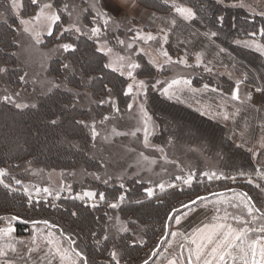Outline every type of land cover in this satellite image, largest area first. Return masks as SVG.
<instances>
[{"label": "rangeland", "instance_id": "1", "mask_svg": "<svg viewBox=\"0 0 264 264\" xmlns=\"http://www.w3.org/2000/svg\"><path fill=\"white\" fill-rule=\"evenodd\" d=\"M217 1L264 15V0ZM18 3L22 6V0H18ZM171 3L172 10L177 16L183 18L176 11L178 7L190 8L195 16L191 6L175 0H171ZM45 4H51L52 7L43 8ZM57 7L54 0H37L34 13L21 16V7L13 10L12 0H0V20H5L8 14L18 17L14 34L17 46L14 52L19 61L16 67L21 68L20 72L15 73V81L12 83L5 75L6 64L0 61V69H3L0 71V99L20 107L34 106L37 94H46L56 86L71 89L72 87L65 81L66 71L62 76L53 75L48 72L49 62L52 57H60L66 51L61 45L70 44L73 47L69 36L85 35L92 38L96 48L104 53L106 65L126 78L124 91L128 95V102L123 109H119L111 96H104L99 101L109 104L108 111L99 116L92 113L83 120L86 131L91 137L87 154L94 160L87 156L98 162L96 166L86 168L80 159L74 167L55 168L35 162L31 157H25L15 165L0 167L5 173L0 176H8L12 182L10 185L22 192H25L27 188L28 192L25 194L31 199L47 197L55 199L61 195H69L81 197L90 203L99 200L95 195L96 188L91 186L90 180L99 181L104 185H123L128 179H134L144 184L147 192L151 189L152 195L161 190L160 185H163L165 189L172 185L187 184L184 181L189 176L192 177L189 183L211 181L206 188L201 186L196 189L206 196L193 205L172 212L173 215L168 219L169 234L167 233L164 238L170 245L168 248L163 247L165 243L163 239L157 251L159 252L163 247L162 252L165 251L166 254L169 250L176 249L179 238L183 237L180 233L177 237L171 233L172 220L186 214L192 206L198 210L196 214L198 213L200 217L209 215L212 219L224 218L234 228H248L249 241L257 240L261 244L264 243V231H261V228H264L263 124L258 119L251 121L249 113L243 111L246 108L241 106V103L257 104L260 95L259 87L247 83L242 73L235 72L232 64H218L216 67H211L202 60L200 52H196L190 59L184 55H170L165 47L167 39L164 38L165 35L168 37V29L163 23L167 17L165 18L159 10L148 6L147 3H140L137 0L127 1L120 9L119 15H112L106 10L107 16L103 18L97 15V11H105L97 7L95 0H59ZM42 8L44 16L55 13L60 17L57 20L59 30L55 34L56 38H51L52 40H48L49 27L51 26L52 30L54 23L44 17L35 19ZM62 14L66 15L65 20L61 19ZM85 17H89V20L86 21ZM105 19L108 20L107 24L104 23ZM21 20L26 23L22 24ZM170 21L172 19L168 20V23ZM94 27L99 29L96 36H93L91 31ZM25 28L28 31H25ZM149 35L154 39L148 40ZM233 41L244 47H250L264 56V51H261L264 49V44L257 37H236ZM164 52H167L168 56H164ZM140 57L155 68V75L151 80L155 90L165 97L184 101L200 113L218 119L228 127V134L237 133L234 143L244 145L256 163V173L246 178L254 187L251 188L254 203H251L239 190L212 191L226 186L235 187V181L238 179L226 173L221 152L210 148L202 133L194 132L198 137L195 140L176 139L172 136H167L161 142L155 139L160 129L147 108V78L137 75L141 64ZM62 59L63 66L68 67L67 59L65 57ZM131 64H136L138 67L130 68ZM129 71L132 72L131 77L128 75ZM200 72L224 74L234 80V87L229 93H221L222 95L218 97L219 90L215 85L205 87L206 83L203 82L198 85L192 83V77ZM173 80H187L189 84H174L166 95L163 90L168 88ZM140 81L144 82L145 87H138ZM130 84L133 88L131 92H128ZM208 88H212L215 96L206 101L189 96L187 93L202 89L205 91ZM77 89L83 94L82 105L89 106L94 99L87 88L82 85L75 90ZM234 90L238 92L239 98L236 100L232 99ZM144 113H147V116ZM165 120H168L167 117ZM174 121L177 122V118ZM190 124V122L184 124L183 129L189 130ZM93 130L96 133L95 137ZM145 131H147V144ZM255 132H257L256 136L253 137L252 134ZM4 146H6L5 143L0 145V147ZM213 173L215 175H212ZM224 180L227 184L223 183ZM45 188L49 191L44 192ZM37 189L40 191L37 192ZM87 192H92L94 195L92 197L84 195ZM245 205L253 208L251 215ZM204 208L211 209L210 213ZM9 227L12 228L10 234L0 231V236L3 237L0 239V246H3L4 250V255H0V264H71V261L82 264L81 257L75 254L78 252L74 248V245L77 246L78 243L74 238L75 235L68 232L63 235L55 228L38 221L22 225L18 232L15 230V220L11 216H0V230H7ZM142 229V223L136 221L135 226H131L126 218L119 216L116 210L112 212L106 225V230L112 232L114 236L121 231H131V241L134 243L144 242ZM49 233H52L55 242L53 245L47 243L46 238ZM9 244L15 248V251L8 247ZM56 246L62 252L67 250L71 259L62 261L60 256L54 255ZM73 249L75 251H72ZM113 252L116 254L115 260H119L120 249L117 244H113L110 248V254ZM229 264L232 262L230 261ZM235 264H242V261L237 258Z\"/></svg>", "mask_w": 264, "mask_h": 264}, {"label": "trees", "instance_id": "2", "mask_svg": "<svg viewBox=\"0 0 264 264\" xmlns=\"http://www.w3.org/2000/svg\"><path fill=\"white\" fill-rule=\"evenodd\" d=\"M137 1L147 3L167 17L163 23L168 29L165 47L170 55H184L190 59L196 52H200L202 60L211 67L232 64L235 72L242 73L247 83L259 87L257 104L241 103V106L246 108L243 111L249 113L251 121L258 119L262 122L264 132V56L233 41L236 37L254 36L264 44V15L217 0H175L193 8L195 16L185 20L173 12L171 0ZM54 3L57 7L59 0H54ZM36 5L32 0H22L21 16L33 14ZM65 16L62 14L61 19L65 20ZM170 19L172 21L168 23ZM85 20L88 21L89 17H85ZM17 24L18 17L15 15L8 14L5 20H0V61L6 64L5 75L12 83L15 81V73L21 70L16 67L19 61L14 52L17 46L14 41ZM58 30L59 24L56 21L48 40L56 38ZM68 38L73 47L60 57H52L48 72L62 76L66 71L65 81L71 89L56 86L46 94H37L34 106L17 107L0 99V145L6 144L0 147V167L15 165L25 157L55 168L74 167L80 159L86 168L98 164L87 154L91 137L83 120L92 113L99 116L108 111L109 104L99 101L107 95L114 99L119 109H123L128 102V95L124 91L126 78L106 65L104 53L96 48L92 38L85 35ZM64 57L68 67L63 66ZM140 62L137 75L147 78V108L160 129L155 139L161 142L167 136H172L176 139L195 140L198 137L194 132L202 133L209 147L221 152L226 173L238 179L235 187L225 185L212 191L239 190L254 203L251 189L254 187L246 178L256 173V163L244 145L234 143L237 133L228 134V127L218 119L200 113L184 101L163 96L152 87L155 68L142 57ZM191 81L195 85L200 82L206 83L208 87L215 85L219 90L218 97L229 93L235 84L233 79L224 74L208 72H200ZM82 85L94 99L89 106L82 105V91L75 90ZM202 90L187 93L202 101L215 96L212 88ZM176 118L177 122L174 121ZM189 122L191 128L184 130V124ZM256 133L252 134L253 137ZM0 181V216L17 217L14 220L18 232L22 225L47 221L48 226L61 234L68 232L75 235L73 237L79 244L78 247L74 245V248L80 253L82 264L85 261L86 264L149 263L168 233V219L173 215L172 212L193 205L206 196L196 189L201 186L206 188L211 182L172 185L149 196L144 184L134 179H128L123 185H104L90 180L99 199L90 203L81 197L69 195L55 199H31L25 192L11 186L8 176H0ZM223 183L227 184V181ZM101 194L104 199L100 198ZM111 203H115L116 207H111ZM114 210L121 218H126L131 226H135L136 221L142 223L144 242H132L131 231H121L114 236L106 230ZM113 244L119 246V260L113 259L110 254Z\"/></svg>", "mask_w": 264, "mask_h": 264}, {"label": "snow or ice", "instance_id": "3", "mask_svg": "<svg viewBox=\"0 0 264 264\" xmlns=\"http://www.w3.org/2000/svg\"><path fill=\"white\" fill-rule=\"evenodd\" d=\"M124 3L127 2V0H123ZM33 4L37 3V0H32ZM104 6L105 8H111L114 11H119V8L117 7L115 0H104ZM21 7V5L18 3V0H12V8L13 10L18 9ZM51 4H45L43 5V8H51ZM43 8L40 12L37 13V16L35 19H40L41 17H44L45 19H48L51 23H55L60 17L53 13L50 16H44ZM176 11L180 13V15L185 19L189 20L192 19L194 16L193 11L190 8H176ZM97 15L101 16L103 18L104 16H107V12H100L97 11ZM21 23L24 24L26 21L21 20ZM104 23L107 24L108 20L105 19ZM173 24H175V21H173ZM25 31H28L27 28L24 29ZM79 31V29H77ZM92 35L96 36L99 33L98 28H92ZM52 34L51 26L49 27V35ZM212 35H215L213 33ZM167 39V36L164 37ZM148 40L154 39L153 36L149 35L147 37ZM37 42H39L37 38ZM62 48L65 50L72 47L70 44H64L61 45ZM131 47V45H129ZM110 51V50H109ZM261 51H264V49H261ZM164 56H168L167 52L163 53ZM199 60V57L197 58ZM169 62H171V58L169 57ZM183 63V61H180ZM130 68H136L138 65L131 64L129 65ZM0 71H3V69H0ZM128 75L131 77L132 72L129 71ZM23 79V78H21ZM183 83L185 85L189 84V81H179V80H173L171 84L168 86V88H165L163 91L167 95L169 92V88H171L174 84H180ZM139 88L145 87L144 82L140 81L138 84ZM207 87V85H205ZM133 88V85L128 86V92H131ZM238 92L236 90L232 93V99L236 100L238 99ZM250 98V97H249ZM17 107H20V105H17ZM131 107V105H129ZM141 111H143V108H141ZM145 116H147V113H144ZM96 133L95 130H93V136L95 137ZM145 143L147 144V131H145ZM4 170L0 169V175H4ZM259 174V173H258ZM212 175H215L214 173ZM211 178V177H210ZM177 179H180V177H177ZM192 177L189 176L184 182L189 183L191 181ZM2 183V181H0ZM16 183H20L19 181H16ZM7 187V185H5ZM161 190H163V185H160ZM40 189H37V192H39ZM44 192H48L49 190L47 188L43 189ZM28 192V189L25 188V193ZM149 196L152 195L151 189L148 190ZM84 195L88 197H92L94 194L92 192H87ZM101 199H104L103 194H101ZM122 199V197H121ZM194 203V201H193ZM111 207H116V205H110ZM248 207L247 205H245ZM253 212L252 207H248V213L251 215ZM12 219H17V217H12ZM179 222V220H177ZM43 223H47V221H44ZM5 231V234H10L12 232V228L9 227L7 230H0ZM261 231H264V228H261ZM248 228H234L230 225L223 224V223H216L211 226L205 225L203 228L196 229V236L193 238L192 243L196 245L194 249L189 250V259L188 264H193V257H195V264H229L231 261L232 264H235V261L237 258H239L240 261H242V264H264V244H261L257 240L249 241L248 240ZM175 235V233H173ZM0 239H3L2 236H0ZM47 243L49 245H53L55 242L52 238V233L48 234ZM9 248H11L12 251H15V248L9 244ZM72 251H75L74 249ZM54 255L60 256L61 260H70V256L68 255L67 250L61 251L58 246L54 248L53 251ZM76 256H80V253L76 252ZM0 255H4L3 246H0ZM113 256V259H115V253L113 252L111 254ZM250 257V258H249ZM71 264H75V261H71ZM86 264V261H85ZM172 264V262H170Z\"/></svg>", "mask_w": 264, "mask_h": 264}, {"label": "crops", "instance_id": "4", "mask_svg": "<svg viewBox=\"0 0 264 264\" xmlns=\"http://www.w3.org/2000/svg\"><path fill=\"white\" fill-rule=\"evenodd\" d=\"M95 1L97 7L100 10H103L105 12L106 10H108L109 13H111L112 15H119L120 9L125 5L123 0H115V3L119 8V11H114L111 8H105L104 0H95ZM204 209H208V208H204ZM210 210L211 209H208V212ZM197 211L198 210L192 206V208L190 207V209H188L186 214L180 216V218H176L172 220L171 233L172 234L175 233V235L173 236L176 237L178 233H180V235H182L183 238H179V242L177 243V247L175 250L173 251L169 250L166 254L164 253L165 251L162 252L164 250L163 247L168 248L170 244L166 242V239H164L165 243L163 247L160 249L159 252L157 251L155 257L147 264H170V262H172V264H188L189 250L194 249L196 247V245L192 243L193 238L197 235L196 229L203 228L205 225L211 226L213 224L220 222L232 226L231 223L224 218L212 219L209 217V215L206 217H200L198 213L196 214ZM177 220H179V222H177ZM192 259H193V264H195V257H193Z\"/></svg>", "mask_w": 264, "mask_h": 264}]
</instances>
